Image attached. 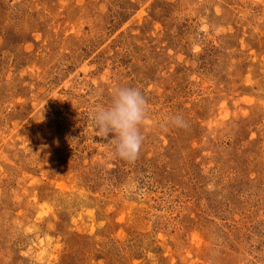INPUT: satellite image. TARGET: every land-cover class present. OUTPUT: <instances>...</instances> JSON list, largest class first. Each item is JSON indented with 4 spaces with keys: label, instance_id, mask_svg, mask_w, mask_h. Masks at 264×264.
<instances>
[{
    "label": "rangeland",
    "instance_id": "rangeland-1",
    "mask_svg": "<svg viewBox=\"0 0 264 264\" xmlns=\"http://www.w3.org/2000/svg\"><path fill=\"white\" fill-rule=\"evenodd\" d=\"M0 264H264V0H0Z\"/></svg>",
    "mask_w": 264,
    "mask_h": 264
},
{
    "label": "clouds",
    "instance_id": "clouds-1",
    "mask_svg": "<svg viewBox=\"0 0 264 264\" xmlns=\"http://www.w3.org/2000/svg\"><path fill=\"white\" fill-rule=\"evenodd\" d=\"M148 112L143 93L135 87L117 86L111 100L91 112L92 122L97 133L113 147L120 159L133 161L142 147V125ZM171 123L182 127L184 121L174 117Z\"/></svg>",
    "mask_w": 264,
    "mask_h": 264
}]
</instances>
